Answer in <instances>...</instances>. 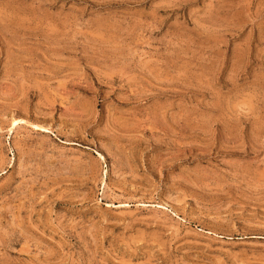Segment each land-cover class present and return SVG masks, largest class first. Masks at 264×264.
<instances>
[{"label": "rangeland", "instance_id": "obj_1", "mask_svg": "<svg viewBox=\"0 0 264 264\" xmlns=\"http://www.w3.org/2000/svg\"><path fill=\"white\" fill-rule=\"evenodd\" d=\"M0 264H264V0H0Z\"/></svg>", "mask_w": 264, "mask_h": 264}]
</instances>
